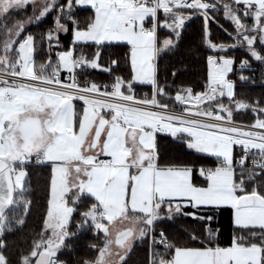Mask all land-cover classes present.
<instances>
[{
    "label": "snow or ice",
    "instance_id": "snow-or-ice-1",
    "mask_svg": "<svg viewBox=\"0 0 264 264\" xmlns=\"http://www.w3.org/2000/svg\"><path fill=\"white\" fill-rule=\"evenodd\" d=\"M196 19L199 43L186 44ZM120 45L126 55L109 51ZM201 54L200 89L169 83ZM258 81L264 0H0V264H264V96L238 98ZM248 113L251 123L237 121ZM162 137L205 163L162 162ZM32 165L49 170L34 233ZM229 209L238 234L220 246L216 213ZM177 222L183 243L165 227ZM85 229L101 240L96 257L61 259Z\"/></svg>",
    "mask_w": 264,
    "mask_h": 264
},
{
    "label": "trees",
    "instance_id": "trees-1",
    "mask_svg": "<svg viewBox=\"0 0 264 264\" xmlns=\"http://www.w3.org/2000/svg\"><path fill=\"white\" fill-rule=\"evenodd\" d=\"M78 15L82 20L85 18H89L93 15V10L89 9H78ZM221 23H224L225 27H228V24L225 23L223 19H221ZM52 24V20L48 19L46 23H41L40 25H32L31 31L33 33H40L46 30ZM201 31V20L196 19L195 23H190V26L187 28L185 43H199ZM212 38L214 41H226L227 37L225 33L218 28L215 24L211 25ZM64 45L68 44L67 37H61ZM87 51H94V49H87ZM115 54L124 56L127 54L128 48L126 45H120L118 47L112 48L109 50ZM204 51H207L206 49ZM239 53V50H237ZM239 58V55H238ZM175 63V60L172 58L169 59H161L159 61V74L161 80H163L168 73L169 69ZM255 66V65H254ZM207 62L206 56L201 54L195 59H191L186 65V71L183 76L180 77L179 80L172 81L169 78V83L175 86H195L197 89H200L201 85L204 84L207 77ZM247 74V73H246ZM257 77H259V72L255 73ZM232 79H237L235 74H230ZM93 78L98 81H107L109 78L106 74H103L97 71ZM143 92H148L149 86H141ZM238 94L240 93V86H237ZM264 96V86H261L259 81L255 86H249L246 89V95H239L238 98L247 99L248 101H253L256 98ZM236 119L238 122L248 124L253 120V115L251 113L245 114L244 116H240L237 114ZM160 152H161V160L163 161H178L190 164L194 167H199L201 164L205 163V161L200 159V154L192 153V152H184L182 150H178L169 140V138L162 137L159 140ZM29 176L26 179V183L28 184L31 190V197L33 199V211L31 217L28 222V228L31 232L37 231L41 226V220L45 213L46 207V195H47V184L49 178V170L47 167L32 165L28 169ZM80 215L78 213L73 215V223L70 225V231H76L77 221H79ZM192 221L189 219L184 227L191 225ZM217 228L219 233L218 241L220 246H229L230 241L232 240L234 235L238 234V230H235L232 224V210L222 211L216 213V222L214 225ZM168 228L170 235L175 237V239L181 243L187 240L186 236H182L179 231V224H168L165 225ZM69 246V250L62 251L59 255L61 259H67L69 261L77 260V259H94L98 253H96L90 245L92 244H101V240L96 238L95 233L90 229L81 230L80 233L72 238L71 240L66 242ZM147 254V246H142L137 251V256L134 259H139L144 261L146 259Z\"/></svg>",
    "mask_w": 264,
    "mask_h": 264
},
{
    "label": "crops",
    "instance_id": "crops-1",
    "mask_svg": "<svg viewBox=\"0 0 264 264\" xmlns=\"http://www.w3.org/2000/svg\"><path fill=\"white\" fill-rule=\"evenodd\" d=\"M194 178H196L195 175H194ZM196 182L199 184V183H202V180L201 179H196Z\"/></svg>",
    "mask_w": 264,
    "mask_h": 264
},
{
    "label": "built area",
    "instance_id": "built-area-1",
    "mask_svg": "<svg viewBox=\"0 0 264 264\" xmlns=\"http://www.w3.org/2000/svg\"><path fill=\"white\" fill-rule=\"evenodd\" d=\"M25 179H27V177Z\"/></svg>",
    "mask_w": 264,
    "mask_h": 264
},
{
    "label": "rangeland",
    "instance_id": "rangeland-1",
    "mask_svg": "<svg viewBox=\"0 0 264 264\" xmlns=\"http://www.w3.org/2000/svg\"><path fill=\"white\" fill-rule=\"evenodd\" d=\"M30 14V13H29Z\"/></svg>",
    "mask_w": 264,
    "mask_h": 264
}]
</instances>
